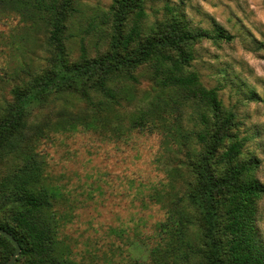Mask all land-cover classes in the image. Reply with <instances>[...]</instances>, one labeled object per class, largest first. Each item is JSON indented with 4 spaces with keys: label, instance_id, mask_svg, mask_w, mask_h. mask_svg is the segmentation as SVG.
Wrapping results in <instances>:
<instances>
[{
    "label": "trees",
    "instance_id": "16d2710c",
    "mask_svg": "<svg viewBox=\"0 0 264 264\" xmlns=\"http://www.w3.org/2000/svg\"><path fill=\"white\" fill-rule=\"evenodd\" d=\"M0 1L49 34L44 65H25L11 97L0 100V227L21 245L14 264H74L70 253L59 252L71 220L60 211L67 197L60 184L46 182V161L38 148L53 133L80 130L109 139L133 131L157 133L169 161L179 159L180 169L167 170L170 179L149 193L164 210L147 236L153 244L144 242L152 264H264L257 225L264 198L257 175L261 159L246 152L249 137L241 134L237 113L225 106L218 87L202 83L193 64L197 44L231 42L232 33L217 22L210 29L193 27L170 5L163 19L148 23L146 0H113L81 30L80 52L73 57L71 23L83 0ZM92 37L106 39V50L97 48L92 55L86 45ZM145 66L161 88L157 100L137 109L126 127L123 118L103 121V109L119 102V85L137 83L136 70ZM70 95L86 107L76 111L71 104V110ZM46 108L47 115L35 113ZM108 125L115 130L110 135L104 132ZM175 175L183 177L179 191ZM15 250L0 234V264Z\"/></svg>",
    "mask_w": 264,
    "mask_h": 264
},
{
    "label": "rangeland",
    "instance_id": "374dc122",
    "mask_svg": "<svg viewBox=\"0 0 264 264\" xmlns=\"http://www.w3.org/2000/svg\"><path fill=\"white\" fill-rule=\"evenodd\" d=\"M112 3L81 2L71 23L75 36L68 42L73 57L80 52L81 30L95 14L107 12ZM167 5L181 10L193 27L210 29L217 22L234 35L231 42L205 40L197 44L193 64L202 83L218 87L225 106L237 113L241 134L249 137L246 152L261 159L257 175L264 182V0H146L148 23L163 19ZM48 35L46 27L32 26L13 12L12 5L0 1V100L11 97L12 86L21 78L17 73L25 65L32 69L44 65ZM86 45L92 55L97 48H107L106 39L95 41L93 37ZM136 75L137 83L119 85V102L103 109V121L123 118L121 126L126 127L128 117L137 109L148 108L157 100L161 88L151 69L142 67ZM70 96V108L71 104L76 111L86 107L79 96ZM35 113L47 115V108ZM113 130L108 125L104 132L110 135ZM125 134L109 139L94 131L53 133L38 148L46 161V182L60 184L67 197L60 211L70 214L71 220L59 252L65 249L70 253L74 264H152L144 242L153 244L147 236L164 218V210L150 200L149 193L168 178L167 170L180 169L181 164L179 159L169 161L162 135ZM175 176L179 191L183 177ZM257 225L264 240V198L259 201ZM190 235L194 236L193 230Z\"/></svg>",
    "mask_w": 264,
    "mask_h": 264
},
{
    "label": "water",
    "instance_id": "95a60500",
    "mask_svg": "<svg viewBox=\"0 0 264 264\" xmlns=\"http://www.w3.org/2000/svg\"><path fill=\"white\" fill-rule=\"evenodd\" d=\"M0 234L9 238L15 245V248H16L15 252L9 258V260L5 263V264H14L18 260V257L21 254V251H22L21 245L12 233H10L9 231H7L6 229L2 227H0Z\"/></svg>",
    "mask_w": 264,
    "mask_h": 264
},
{
    "label": "clouds",
    "instance_id": "9594fccd",
    "mask_svg": "<svg viewBox=\"0 0 264 264\" xmlns=\"http://www.w3.org/2000/svg\"><path fill=\"white\" fill-rule=\"evenodd\" d=\"M262 75H264V73H261Z\"/></svg>",
    "mask_w": 264,
    "mask_h": 264
}]
</instances>
